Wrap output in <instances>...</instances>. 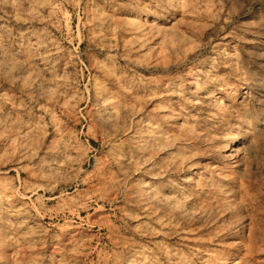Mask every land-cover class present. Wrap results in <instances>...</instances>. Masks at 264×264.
Returning a JSON list of instances; mask_svg holds the SVG:
<instances>
[{
  "label": "rangeland",
  "instance_id": "374dc122",
  "mask_svg": "<svg viewBox=\"0 0 264 264\" xmlns=\"http://www.w3.org/2000/svg\"><path fill=\"white\" fill-rule=\"evenodd\" d=\"M0 264H264V0H0Z\"/></svg>",
  "mask_w": 264,
  "mask_h": 264
},
{
  "label": "bare ground",
  "instance_id": "6f19581e",
  "mask_svg": "<svg viewBox=\"0 0 264 264\" xmlns=\"http://www.w3.org/2000/svg\"><path fill=\"white\" fill-rule=\"evenodd\" d=\"M230 150H231V147L229 146V143H226L225 144V148H224V150L222 152L223 153H228Z\"/></svg>",
  "mask_w": 264,
  "mask_h": 264
}]
</instances>
